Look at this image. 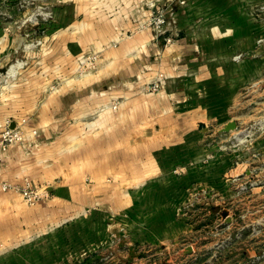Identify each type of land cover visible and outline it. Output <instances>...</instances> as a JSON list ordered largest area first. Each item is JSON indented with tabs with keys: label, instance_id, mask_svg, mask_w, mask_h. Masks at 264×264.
I'll return each instance as SVG.
<instances>
[{
	"label": "crops",
	"instance_id": "crops-1",
	"mask_svg": "<svg viewBox=\"0 0 264 264\" xmlns=\"http://www.w3.org/2000/svg\"><path fill=\"white\" fill-rule=\"evenodd\" d=\"M263 1L176 5L168 45L147 26L148 0H47V14L0 13V132L26 119L25 130L39 133L34 153L11 146L0 179L49 189L34 207L0 193V264L55 263L57 252L88 260L120 238L175 241L180 207L212 177L200 160L203 125L232 121L240 89L258 72L229 55L258 38H248L247 9ZM89 53L101 58L81 75ZM12 65L16 75L2 72ZM160 73L161 90L147 92Z\"/></svg>",
	"mask_w": 264,
	"mask_h": 264
},
{
	"label": "rangeland",
	"instance_id": "rangeland-1",
	"mask_svg": "<svg viewBox=\"0 0 264 264\" xmlns=\"http://www.w3.org/2000/svg\"><path fill=\"white\" fill-rule=\"evenodd\" d=\"M0 1V13L11 18L49 12L47 0ZM183 1L181 5L180 0H165V5L176 10V5L184 6L188 0ZM247 10L252 18L247 24L248 38L256 33L259 36L254 41L248 39L245 44L239 42L237 47L243 48H237L229 57L253 68L257 66L258 72L244 80L241 97L227 118L237 122V128L224 131L223 122L203 125L200 160L210 166L212 177L206 176L210 179L209 185L204 182L194 185L193 196L180 207L177 217L184 226L168 236L176 240L149 247L139 243L131 245L127 238H120L114 246L87 255L88 260H83L86 258L81 254L69 257L57 252L61 259L49 264H264V1ZM77 67L81 74L79 64ZM16 71L12 65L7 73L16 75ZM88 72L91 71L82 74ZM39 187L46 191V185ZM73 244L79 245V242L76 240ZM46 246L47 240L40 243L41 248ZM45 248L42 254H46ZM34 253L29 246L22 256L30 261ZM12 264L32 262L14 260Z\"/></svg>",
	"mask_w": 264,
	"mask_h": 264
},
{
	"label": "built area",
	"instance_id": "built-area-1",
	"mask_svg": "<svg viewBox=\"0 0 264 264\" xmlns=\"http://www.w3.org/2000/svg\"><path fill=\"white\" fill-rule=\"evenodd\" d=\"M165 0H148L147 6L152 11L147 21V26L153 28L156 36H163L165 44H171L174 36L177 35L173 25L176 23L173 9L163 3ZM181 5L185 2L180 0ZM101 58L99 53H89L84 55L79 62L81 73L84 71H93L97 68ZM165 74L160 73L157 78L145 87L149 93L161 90ZM26 119L21 124L12 126L10 122L0 132V168L3 166L6 156L11 146L18 144L22 146L28 153H34L38 148V130L33 129L31 132L25 130ZM16 192L21 194L24 201L29 206H36L48 197V190L43 191L41 187L35 185L30 178H25L22 183L10 180L0 179V193Z\"/></svg>",
	"mask_w": 264,
	"mask_h": 264
},
{
	"label": "water",
	"instance_id": "water-1",
	"mask_svg": "<svg viewBox=\"0 0 264 264\" xmlns=\"http://www.w3.org/2000/svg\"><path fill=\"white\" fill-rule=\"evenodd\" d=\"M8 71V69L7 68H5L2 72H7ZM237 122H235V121H230V122H228L225 126H224V128H223V130L224 131H230V130H232V129H235V128H237Z\"/></svg>",
	"mask_w": 264,
	"mask_h": 264
}]
</instances>
